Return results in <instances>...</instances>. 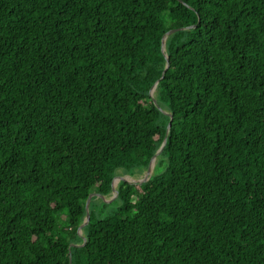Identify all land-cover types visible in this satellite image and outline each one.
<instances>
[{
    "label": "trees",
    "instance_id": "16d2710c",
    "mask_svg": "<svg viewBox=\"0 0 264 264\" xmlns=\"http://www.w3.org/2000/svg\"><path fill=\"white\" fill-rule=\"evenodd\" d=\"M70 256L264 264V0H0V264Z\"/></svg>",
    "mask_w": 264,
    "mask_h": 264
},
{
    "label": "water",
    "instance_id": "95a60500",
    "mask_svg": "<svg viewBox=\"0 0 264 264\" xmlns=\"http://www.w3.org/2000/svg\"><path fill=\"white\" fill-rule=\"evenodd\" d=\"M192 27H194V26H192ZM186 28H189V27L172 28V29H169L167 32H165L164 35L162 36L161 48H162V52L164 53L165 57L167 58V67H168V65H169V61H168V56H167V54H166V52H165L166 40H167V38H168L169 36H171L172 34H174L175 32H177L178 30H183V29H186ZM157 82H158V81H157ZM157 82H156V83L152 86V88L150 89V96L153 98V101H154L155 105H156L158 108L161 109V107L158 105L157 99H156L155 96H154V91H155V89H156V87H157ZM166 113H167V112H166ZM170 117L172 118V114H171V113H170ZM170 127H171V120H170L169 123H168L167 133L169 132ZM165 141H166V138H165L163 144L161 145V147H160V148L155 152V154L151 157V160H150L149 165H148V168H147L148 173H147L145 179L142 180L141 182H139V184H141V183H143V182H146V181H148V180L150 179V175H151V172H152V162H153V160H154L156 157H158V156L161 154L162 149H163V145H164ZM115 178H119V181H121V180H123V181H128V180H126L125 178H122V177H117V176L114 177V179H113V181H112V189H113V193H114L113 198L118 194L117 186H115V183H114ZM128 182H130V181H128ZM94 196H98V197H101V198L104 199V200H107L106 197H105L104 195H102V194H98V193H95V192H92V193L89 194V196H88V198H87V201H86V219H85V221L79 226V228H78L79 233H80V230H82L83 227H84V226L88 223V221H89V218H90L89 204H90V202H91L92 197H94ZM107 201H110V200H107ZM81 235H82V234H81ZM70 247H71V246H70ZM70 264H72L71 256H70Z\"/></svg>",
    "mask_w": 264,
    "mask_h": 264
},
{
    "label": "rangeland",
    "instance_id": "374dc122",
    "mask_svg": "<svg viewBox=\"0 0 264 264\" xmlns=\"http://www.w3.org/2000/svg\"><path fill=\"white\" fill-rule=\"evenodd\" d=\"M154 96H155V91H154ZM160 156L161 155H159L158 157H160ZM165 166H166V161H165L164 157H160V162H158V165L156 164V166L152 169L150 177H152L156 173L162 172L164 170ZM147 173H148L147 168L143 169L142 171H137L134 174H127L123 170L119 169L117 171V177L125 178L126 180L130 181L131 183H134L137 187H139L140 186L139 182H141L142 180L145 179ZM113 195H114V193L112 192V194L105 196V197L107 200H112ZM107 202L109 203L107 205V210L109 208L115 206V204L111 203L110 201H107ZM99 204H101V201ZM79 234L83 235V231L80 230Z\"/></svg>",
    "mask_w": 264,
    "mask_h": 264
},
{
    "label": "bare ground",
    "instance_id": "6f19581e",
    "mask_svg": "<svg viewBox=\"0 0 264 264\" xmlns=\"http://www.w3.org/2000/svg\"><path fill=\"white\" fill-rule=\"evenodd\" d=\"M157 160H158V157H156L153 162H152V169L156 166V163H157ZM132 179V178H131ZM118 183H119V178H115V186H118Z\"/></svg>",
    "mask_w": 264,
    "mask_h": 264
}]
</instances>
